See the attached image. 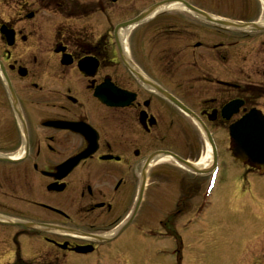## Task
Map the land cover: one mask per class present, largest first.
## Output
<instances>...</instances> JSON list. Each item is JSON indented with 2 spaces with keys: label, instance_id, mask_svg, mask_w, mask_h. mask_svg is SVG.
Segmentation results:
<instances>
[{
  "label": "flooded vegetation",
  "instance_id": "af4514ba",
  "mask_svg": "<svg viewBox=\"0 0 264 264\" xmlns=\"http://www.w3.org/2000/svg\"><path fill=\"white\" fill-rule=\"evenodd\" d=\"M263 23L259 0H0V264H145L147 241L178 239L210 174L159 156L206 151L173 100L233 186L220 113H264Z\"/></svg>",
  "mask_w": 264,
  "mask_h": 264
},
{
  "label": "rangeland",
  "instance_id": "374dc122",
  "mask_svg": "<svg viewBox=\"0 0 264 264\" xmlns=\"http://www.w3.org/2000/svg\"><path fill=\"white\" fill-rule=\"evenodd\" d=\"M234 169H240L239 165L236 166L229 157L225 171L234 172ZM235 185L238 186L235 190L230 186L228 188L235 191L231 199L223 200L226 204L233 203L212 208L211 212L195 219L189 228L180 230V244L174 251L163 246L166 253H158L160 243L147 241L143 249L145 264H264V234H261L264 233V175L258 179L248 177L247 182ZM218 187L219 192H226L227 185L223 186L224 189L220 185ZM217 192L218 188L215 190ZM238 193L240 197H236ZM200 195L198 191L196 206ZM222 196L226 197V194ZM243 196L244 199L241 198ZM234 199H238L237 202ZM245 210L251 212L244 213ZM183 220L180 219V228L183 227ZM173 254L174 257H171ZM11 261L10 256L4 258L2 264Z\"/></svg>",
  "mask_w": 264,
  "mask_h": 264
},
{
  "label": "water",
  "instance_id": "95a60500",
  "mask_svg": "<svg viewBox=\"0 0 264 264\" xmlns=\"http://www.w3.org/2000/svg\"><path fill=\"white\" fill-rule=\"evenodd\" d=\"M230 138L232 155L236 159L252 167L264 168V118L250 112L230 127Z\"/></svg>",
  "mask_w": 264,
  "mask_h": 264
},
{
  "label": "bare ground",
  "instance_id": "6f19581e",
  "mask_svg": "<svg viewBox=\"0 0 264 264\" xmlns=\"http://www.w3.org/2000/svg\"><path fill=\"white\" fill-rule=\"evenodd\" d=\"M208 155H209V154L207 153V154H206V158L208 157ZM206 158H205L201 163H198L197 165H199V166H200V165H203V164L205 163L204 161L206 160Z\"/></svg>",
  "mask_w": 264,
  "mask_h": 264
}]
</instances>
